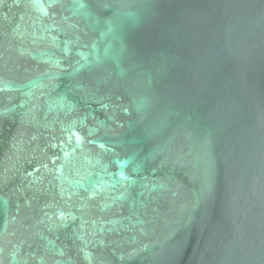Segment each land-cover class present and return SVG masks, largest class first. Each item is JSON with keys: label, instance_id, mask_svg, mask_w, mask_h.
<instances>
[{"label": "water", "instance_id": "1", "mask_svg": "<svg viewBox=\"0 0 264 264\" xmlns=\"http://www.w3.org/2000/svg\"><path fill=\"white\" fill-rule=\"evenodd\" d=\"M0 264H264V0H0Z\"/></svg>", "mask_w": 264, "mask_h": 264}]
</instances>
